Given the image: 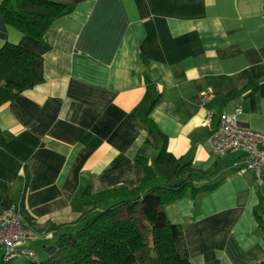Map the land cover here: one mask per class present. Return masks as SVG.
I'll return each instance as SVG.
<instances>
[{"label": "crops", "instance_id": "crops-1", "mask_svg": "<svg viewBox=\"0 0 264 264\" xmlns=\"http://www.w3.org/2000/svg\"><path fill=\"white\" fill-rule=\"evenodd\" d=\"M52 1L68 12L43 41L0 13V50L12 43L44 62L43 82L0 107V215L16 205L39 234L20 249L38 262L55 256L59 236L87 209L88 186L164 183L155 166L163 141L146 126L156 101L148 116L168 151L218 169L195 181L216 189L165 205L191 264H259L264 230L254 211L264 189L241 152L218 156L206 139L237 108L240 127L264 132V0Z\"/></svg>", "mask_w": 264, "mask_h": 264}, {"label": "trees", "instance_id": "trees-1", "mask_svg": "<svg viewBox=\"0 0 264 264\" xmlns=\"http://www.w3.org/2000/svg\"><path fill=\"white\" fill-rule=\"evenodd\" d=\"M66 12L67 5L52 0H4L0 5L6 24L37 41H43L53 22ZM43 63L40 55L19 45L6 43L1 48L0 107L43 82ZM155 102L148 108L146 126L159 132L163 141L155 166L164 183L154 185L152 178H145L133 187L99 192L88 186L80 197L87 209L71 223L72 231L59 236L58 253L46 261L29 264H191L183 228L169 221L165 205L187 193L197 198L216 189L219 183L196 186L195 181H211L218 169L202 171L190 160L168 151L167 137L148 116ZM137 161L147 162L140 157ZM254 213L264 230L262 192ZM25 218L30 220L28 215ZM0 264L12 263L0 256ZM259 264H264V259Z\"/></svg>", "mask_w": 264, "mask_h": 264}, {"label": "built area", "instance_id": "built-area-1", "mask_svg": "<svg viewBox=\"0 0 264 264\" xmlns=\"http://www.w3.org/2000/svg\"><path fill=\"white\" fill-rule=\"evenodd\" d=\"M211 95H205V99ZM241 109L231 114L223 113L218 125L208 135V149L223 156L231 152H241L244 156L246 169L254 173L257 184L264 186V132L242 128L237 123ZM212 118L207 115L205 123ZM38 232L23 220L20 208L12 205L0 215V256L13 264L14 259L23 256L30 263L38 262V255L31 250H21L27 241L38 236Z\"/></svg>", "mask_w": 264, "mask_h": 264}, {"label": "rangeland", "instance_id": "rangeland-1", "mask_svg": "<svg viewBox=\"0 0 264 264\" xmlns=\"http://www.w3.org/2000/svg\"><path fill=\"white\" fill-rule=\"evenodd\" d=\"M21 259H14V262H15V264H20L22 261H20Z\"/></svg>", "mask_w": 264, "mask_h": 264}]
</instances>
